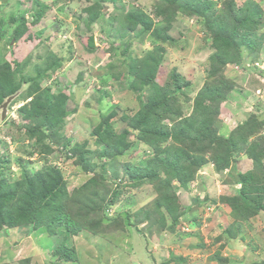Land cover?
I'll return each mask as SVG.
<instances>
[{"label":"rangeland","instance_id":"1","mask_svg":"<svg viewBox=\"0 0 264 264\" xmlns=\"http://www.w3.org/2000/svg\"><path fill=\"white\" fill-rule=\"evenodd\" d=\"M2 81L0 264H264V0H0Z\"/></svg>","mask_w":264,"mask_h":264},{"label":"trees","instance_id":"2","mask_svg":"<svg viewBox=\"0 0 264 264\" xmlns=\"http://www.w3.org/2000/svg\"><path fill=\"white\" fill-rule=\"evenodd\" d=\"M221 56V55H220ZM220 60H222V62L223 61H226V59H220ZM220 60H218V61H220ZM0 89H2V91L6 94V96L8 97V96H12L14 93H16L18 90H17V88L12 84V83H10V82H5V81H2L1 83H0ZM227 90H231V87H227ZM43 95H47V94H45L44 92H43ZM4 99H5V95L4 96H1L0 97V104H2L3 103V101H4ZM36 104H38V105H40V104H42L41 102H40V100H36V102H35ZM59 100H54L53 102H51V103H49L50 104V107L51 108H49V110L46 112L47 114H49L48 116H46V113H45V110H41L42 108H39V110H37V109H32V112H31V114L29 115V116H31V117H33V116H36V117H38V116H42V117H44V120H48V123H47V126H48V130H46L47 132H48V136H50V137H52V138H54L53 136L54 135H56V131L55 130H51V126H56L57 125V121H55L53 118H55V116L58 114V113H60V106H59ZM198 103H200V104H198V106L196 107L197 109H198V107L202 104V102H198ZM56 107V108H55ZM200 121H203V119H200ZM193 124H195V125H197V123L195 122V123H193ZM245 125V127H243ZM243 126H239L238 128H237V135H236V140H240L241 139V137L242 136H244V135H250L252 132H253V130L251 131V130H248L249 129V126H248V124L247 123H245ZM247 130H246V129ZM33 131L36 133L37 131H36V129H33ZM234 132V131H233ZM232 132V133H233ZM235 133V132H234ZM96 134L97 135H100L101 134V132L99 133L97 130H96ZM236 134V133H235ZM232 135V134H231ZM230 135V136H231ZM44 136V135H43ZM227 145H230L231 146V144H230V142H228V143H224V147L226 148L227 147ZM252 145V144H251ZM41 146L45 149V152H49L50 151V148H49V146H45V145H43L42 143H41ZM247 156L250 158V159H252V160H256L255 159V154H254V150L252 149V147L250 148V150L249 151H247ZM249 173H252L251 171L249 172ZM249 173H247V174H244V175H242V174H240V179H242V180H244L247 176H248V174ZM11 219V218H10Z\"/></svg>","mask_w":264,"mask_h":264},{"label":"crops","instance_id":"3","mask_svg":"<svg viewBox=\"0 0 264 264\" xmlns=\"http://www.w3.org/2000/svg\"><path fill=\"white\" fill-rule=\"evenodd\" d=\"M240 160L236 163L237 171L244 175L252 171V162L246 156H240Z\"/></svg>","mask_w":264,"mask_h":264},{"label":"water","instance_id":"4","mask_svg":"<svg viewBox=\"0 0 264 264\" xmlns=\"http://www.w3.org/2000/svg\"><path fill=\"white\" fill-rule=\"evenodd\" d=\"M13 95L8 97L0 106V109L2 111V118H4L5 112H6V106L7 104L13 99Z\"/></svg>","mask_w":264,"mask_h":264}]
</instances>
